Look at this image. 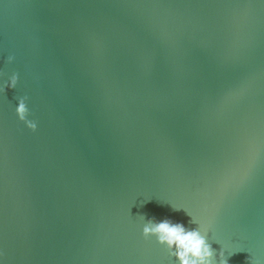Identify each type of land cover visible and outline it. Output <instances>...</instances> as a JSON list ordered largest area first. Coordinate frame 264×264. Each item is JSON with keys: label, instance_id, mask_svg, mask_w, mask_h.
<instances>
[{"label": "water", "instance_id": "95a60500", "mask_svg": "<svg viewBox=\"0 0 264 264\" xmlns=\"http://www.w3.org/2000/svg\"><path fill=\"white\" fill-rule=\"evenodd\" d=\"M165 219L264 264V0H0V264H178Z\"/></svg>", "mask_w": 264, "mask_h": 264}, {"label": "clouds", "instance_id": "9594fccd", "mask_svg": "<svg viewBox=\"0 0 264 264\" xmlns=\"http://www.w3.org/2000/svg\"><path fill=\"white\" fill-rule=\"evenodd\" d=\"M14 59L10 56L7 62L12 63ZM18 81L19 75L13 74L5 87L16 89ZM27 99L24 97L19 100L16 111L19 120L35 132L37 123L28 119L30 112ZM143 236L146 240L155 237L161 246L166 247L170 256L178 261V264H228L223 251L217 260L215 251L208 243L207 230L202 233L200 227L199 230L189 231L182 223H173L168 219L162 222L148 220L143 228ZM248 264H253L251 259Z\"/></svg>", "mask_w": 264, "mask_h": 264}]
</instances>
